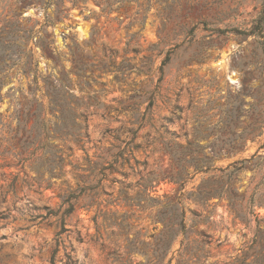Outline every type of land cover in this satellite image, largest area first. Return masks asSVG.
<instances>
[{
  "label": "rangeland",
  "instance_id": "1",
  "mask_svg": "<svg viewBox=\"0 0 264 264\" xmlns=\"http://www.w3.org/2000/svg\"><path fill=\"white\" fill-rule=\"evenodd\" d=\"M263 43L262 0H0V264H264Z\"/></svg>",
  "mask_w": 264,
  "mask_h": 264
},
{
  "label": "trees",
  "instance_id": "2",
  "mask_svg": "<svg viewBox=\"0 0 264 264\" xmlns=\"http://www.w3.org/2000/svg\"><path fill=\"white\" fill-rule=\"evenodd\" d=\"M262 6H263V14H264V0H262ZM21 31V30H20ZM40 47L43 50L51 51L50 50V45L43 43V41H40ZM264 44V43H263ZM19 48L18 52V57H22L24 61L19 60L18 65L21 66L22 73L24 75H27L29 71H31V68L33 66V54L31 52H27L25 48H22L21 46H17ZM0 71L2 72V68L0 67ZM59 83L60 80H57ZM36 89H34L31 94H32V102L34 104V111L32 113L26 115L24 119L31 117L34 121V124L32 126L33 132H34V137L32 138L30 145L33 148V151L31 153V156H35L38 161H40V170L37 172V174L40 173H48L50 176V180L53 176L55 175H62V169H63V156L64 152L62 148H58L57 146L50 144V141L52 139H60L63 141L64 144L68 142V138L71 136L68 132H61L59 136H55V134H51L52 132H55V130H50L49 124L50 120L48 119V115L56 117L55 115L57 113H62L63 107L62 104H60V100L63 96L61 97H55V95L49 96V104L47 107H44L42 103L37 102V99L34 96V92ZM63 91L62 88H60V92ZM63 93V92H62ZM66 96H71L69 93L64 92ZM71 111V110H70ZM73 111V110H72ZM58 120H61V118H56ZM131 137L128 142H126V145L131 144L135 140V133L133 131H129ZM132 147L130 149H121L119 153L117 154V158L123 157L125 154L130 156L132 155ZM124 158V157H123ZM253 159V157H251ZM248 160L244 159L239 162H235V164H240L242 165L243 163H246ZM232 166L231 164L228 166ZM240 169V168H239ZM220 172L221 174H224L225 169H219V168H214V167H208L205 171L206 172ZM57 172V173H56ZM39 180V179H38ZM175 184H179L180 182V187H183L185 181L184 179H181L179 176L173 180ZM70 192V190H67ZM69 195L62 200L60 207L64 206L66 204V208L63 210L61 214V219L59 223V231L56 233V244L60 242V237L67 232V230L64 228V218L67 217L72 211L74 207V203L72 200H75L76 197H73L71 194L68 193ZM222 189L220 191H211L207 195V199L212 198V196L216 195L218 198H220L223 195ZM175 210L171 212V216L173 217V220L177 219V216L175 215ZM183 215L180 216V220L182 221ZM67 260H70L69 256H66ZM52 261L54 263L55 261V256L52 257Z\"/></svg>",
  "mask_w": 264,
  "mask_h": 264
}]
</instances>
